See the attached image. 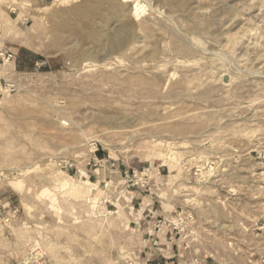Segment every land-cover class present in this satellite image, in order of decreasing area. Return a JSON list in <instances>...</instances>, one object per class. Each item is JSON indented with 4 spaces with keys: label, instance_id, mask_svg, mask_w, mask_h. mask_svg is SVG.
<instances>
[{
    "label": "rangeland",
    "instance_id": "374dc122",
    "mask_svg": "<svg viewBox=\"0 0 264 264\" xmlns=\"http://www.w3.org/2000/svg\"><path fill=\"white\" fill-rule=\"evenodd\" d=\"M171 263L264 264V0H0V264Z\"/></svg>",
    "mask_w": 264,
    "mask_h": 264
},
{
    "label": "built area",
    "instance_id": "2783aa9c",
    "mask_svg": "<svg viewBox=\"0 0 264 264\" xmlns=\"http://www.w3.org/2000/svg\"><path fill=\"white\" fill-rule=\"evenodd\" d=\"M72 167V165H69V168H71Z\"/></svg>",
    "mask_w": 264,
    "mask_h": 264
},
{
    "label": "crops",
    "instance_id": "0c3cea01",
    "mask_svg": "<svg viewBox=\"0 0 264 264\" xmlns=\"http://www.w3.org/2000/svg\"><path fill=\"white\" fill-rule=\"evenodd\" d=\"M171 264H174V263H171Z\"/></svg>",
    "mask_w": 264,
    "mask_h": 264
}]
</instances>
